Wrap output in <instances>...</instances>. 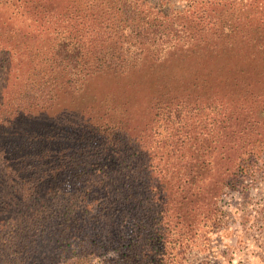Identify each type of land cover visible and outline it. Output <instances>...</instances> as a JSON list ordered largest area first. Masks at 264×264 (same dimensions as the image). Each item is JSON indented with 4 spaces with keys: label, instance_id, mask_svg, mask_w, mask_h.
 Instances as JSON below:
<instances>
[{
    "label": "trees",
    "instance_id": "1",
    "mask_svg": "<svg viewBox=\"0 0 264 264\" xmlns=\"http://www.w3.org/2000/svg\"><path fill=\"white\" fill-rule=\"evenodd\" d=\"M188 1L68 0L88 36L70 23L19 89L1 86L0 264L182 263L222 222L225 189L264 169V2L235 22L226 0ZM144 62L145 122L121 96L80 119L62 103Z\"/></svg>",
    "mask_w": 264,
    "mask_h": 264
},
{
    "label": "rangeland",
    "instance_id": "2",
    "mask_svg": "<svg viewBox=\"0 0 264 264\" xmlns=\"http://www.w3.org/2000/svg\"><path fill=\"white\" fill-rule=\"evenodd\" d=\"M67 1L30 0L26 3L23 0H0V58L2 55L8 56L11 69L5 77V68L0 63V88L4 84L8 87L5 94L9 95L12 90L22 86L26 76L25 72H21L24 64L31 59L42 61L43 52L52 53L55 42L66 36L70 23L83 29L80 37L88 36L85 34L86 27L82 25V20L74 15L73 9L76 7L68 9L73 11L67 13L68 18L71 19H66L67 16L61 14ZM141 1L154 4L163 11H175L190 4L188 0ZM226 2L230 12L236 13V8L241 9L238 14L233 15L235 22L239 20L251 22L258 14L253 17L251 13L249 18H245V11L252 12L255 2L260 4L264 0H226ZM27 4L32 5L33 14L26 10ZM57 27L62 31L61 36L52 32L53 28ZM84 42L86 45V38ZM4 44L8 47L5 48ZM183 53L178 52L179 55ZM145 62L120 75L108 72L95 77L96 79H92L88 84L86 95L76 94L69 103L64 102L63 99L62 103L69 107L73 115H76L75 111H80V119L83 115L90 114L88 110H95L91 100L100 102L110 98L106 102H119L121 96L122 101L130 108L131 118L133 120L142 118L145 122L154 112L144 89V86H147L146 78L143 76V71L146 69ZM165 65L163 69H173V60ZM193 77H195L194 73L187 72L181 79ZM2 78H5V82H2ZM102 92L104 98L100 96ZM87 105L88 108L84 110L83 107ZM161 130L162 127L159 128L160 132ZM219 203L223 209V220L220 225L209 230L208 236L206 235L208 239L203 245L193 247L185 255L186 259L176 264H264V169L252 179L245 180L238 189H225ZM109 253L114 251L110 250Z\"/></svg>",
    "mask_w": 264,
    "mask_h": 264
}]
</instances>
